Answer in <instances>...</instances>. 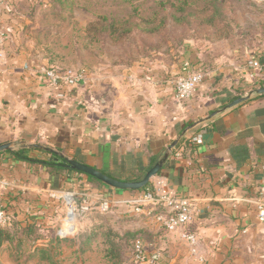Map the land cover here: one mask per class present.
I'll list each match as a JSON object with an SVG mask.
<instances>
[{
  "label": "crops",
  "instance_id": "obj_1",
  "mask_svg": "<svg viewBox=\"0 0 264 264\" xmlns=\"http://www.w3.org/2000/svg\"><path fill=\"white\" fill-rule=\"evenodd\" d=\"M32 4L7 0L0 6V25L8 33L0 45V144H11L0 153L7 226L18 220L46 230L61 227L70 208L77 215L86 198L87 222L103 214L137 232L146 254L158 255L151 263L264 264V220L258 219L264 204V93L250 90L247 65L262 64L264 83V41L191 39L173 61L146 57L129 65L76 69L84 72L83 81L54 89L36 71L48 59L33 37ZM185 62L201 70L203 79L192 99L180 103L172 87ZM237 93L249 97L227 107ZM173 141L148 187L165 180L190 204L188 227L197 235L202 263L177 231H166L155 220L154 204L138 201L145 189H114L67 166L48 170L11 152L27 149L28 157L42 160L60 152L123 180L142 173ZM102 201L108 202L107 211H101Z\"/></svg>",
  "mask_w": 264,
  "mask_h": 264
},
{
  "label": "rangeland",
  "instance_id": "obj_2",
  "mask_svg": "<svg viewBox=\"0 0 264 264\" xmlns=\"http://www.w3.org/2000/svg\"><path fill=\"white\" fill-rule=\"evenodd\" d=\"M31 11L34 40L42 42L40 51L57 69L93 71L146 57L173 61L183 54L185 43L202 37L218 43L264 41V0H41ZM155 27L160 31H148ZM93 215L91 223L88 213L74 215L71 232L65 231L68 215L61 227L47 230L34 224L31 231H24L26 223L16 220L0 244V264H52L36 250L45 244L55 264H107L104 233L108 227L124 230L113 218ZM92 230L96 239L89 250L78 251L76 237L80 240ZM56 235L62 240L49 242ZM119 241L124 262L140 264L131 258V242Z\"/></svg>",
  "mask_w": 264,
  "mask_h": 264
},
{
  "label": "built area",
  "instance_id": "obj_3",
  "mask_svg": "<svg viewBox=\"0 0 264 264\" xmlns=\"http://www.w3.org/2000/svg\"><path fill=\"white\" fill-rule=\"evenodd\" d=\"M41 0H32L33 7L37 6ZM7 0H0V6L5 5ZM8 37L7 30L0 25V45H2ZM247 65L251 68L248 73L251 85L257 86L260 84L262 75V64L256 60L247 61ZM36 71L42 78L46 79L51 87L60 89L62 87L75 86L84 79L82 70L57 69L50 65H41L36 68ZM203 79V73L198 68H192L188 62L183 63L180 71L175 75L173 80V95L180 103H186L192 99L197 88ZM200 138H195V142H199ZM138 201L141 203H149L159 205L161 211L154 213L155 220L166 231H177L180 239L187 245L190 253L196 257L199 263L203 262L202 257L197 255V235L188 227L192 219V207L185 200L176 196L169 184L165 180H158L151 183V187L146 188L140 195ZM82 205L78 207V214H84L90 208L86 198L81 200ZM101 211H107L109 205L107 201H102L99 204ZM140 207H137V210ZM77 210L70 208L68 221L65 226L69 225L71 215H75ZM258 219L264 220V204L258 206ZM10 222V216L6 213L5 208L0 204V227L5 226ZM67 228V230H66ZM66 232L73 230L71 227H66ZM70 230V231H69ZM131 257L135 262H154L158 260V255L155 253L148 256L144 250L143 244L139 238L135 239Z\"/></svg>",
  "mask_w": 264,
  "mask_h": 264
},
{
  "label": "trees",
  "instance_id": "obj_4",
  "mask_svg": "<svg viewBox=\"0 0 264 264\" xmlns=\"http://www.w3.org/2000/svg\"><path fill=\"white\" fill-rule=\"evenodd\" d=\"M48 1L51 3L53 0H48ZM57 1H59V0H57ZM167 1L168 0H166V2ZM182 1H184V0H182ZM183 3H185V2H183ZM170 5L172 6L171 2H170ZM163 6H164V4H163ZM182 6H183V4H182ZM172 8H173V10H175V7H172ZM174 19H177V18H174ZM148 31L149 32H157V31L159 32L160 28L155 27V28L148 29ZM263 86H264V83H262V84L260 83L257 86L252 85L250 90L253 91L256 88L263 87ZM239 95H240V93L235 94L234 98L238 97ZM25 151H27V149L26 150L25 149H18L16 151H11V152L18 159H22V160L29 161L32 163L36 162L40 165L46 166L48 170H55V169L64 167V165L66 164V162L58 154H56L54 152H52L50 154V157H48L45 160H42V159H32V158L28 157L26 155ZM1 152H3V151H0V153ZM156 161H157L156 158L150 159L148 167L142 173L136 174L131 178H124L123 180H138V179H140L143 176V174L145 173V171L149 167H151ZM66 168H68L71 171H76L70 167H66ZM84 175H86V174H84ZM86 176L91 181H94L95 183H101L99 180L95 179L92 176H89V175H86ZM148 186H149V184H147L145 187L141 188L140 190L146 189V187H148ZM153 207L155 208L154 213L161 211V208L159 205H153ZM12 224H13V222L11 223L10 226H12ZM10 226L5 225V226L0 227V244L2 243L3 239H5V233L7 232L6 228L10 227ZM26 226L27 227H24L25 228L24 231L25 230L31 231L32 227L34 226V223H32V224L27 223ZM104 235L106 238L104 239V241H102V244L104 245L103 258L106 260L107 264H126L123 260L122 251H121V241H119V240L123 239L124 241L127 240L128 242H131L130 252L132 253L135 239H137V238L140 239V237L137 236V232L132 231L130 229H124V231L119 232V231L112 229L111 227H108L107 230L105 231ZM80 236L82 237V239H80V240L78 239V236L76 237V242L78 244L77 250L80 252H85L86 250H89L91 243L96 239L95 238V232L92 230V232H89L88 234L80 235ZM6 237H8V236L6 235ZM40 238H41V236H40ZM74 239L75 238H71L69 240L74 241ZM61 240H62V237L56 235L55 237L51 238L49 240V242L54 241L55 243H57L58 241H61ZM64 240H67V239H64ZM47 246H48V244H45L44 247H39L36 250L39 252L40 258H44V259H46V261L52 262V264H55V263H53V256L50 255V248H48Z\"/></svg>",
  "mask_w": 264,
  "mask_h": 264
},
{
  "label": "water",
  "instance_id": "obj_5",
  "mask_svg": "<svg viewBox=\"0 0 264 264\" xmlns=\"http://www.w3.org/2000/svg\"><path fill=\"white\" fill-rule=\"evenodd\" d=\"M254 92L258 94L264 93V86L256 88ZM248 97L249 95L237 97L233 99L230 103H228L227 107H231L238 103H241L245 101ZM176 142L177 141H173L172 143H170L169 146L164 150L162 156L151 167H149L145 171L143 176L138 180L116 179V178L108 176L107 174L103 173L102 171L96 168H93L89 165L78 162L74 159L68 158L67 156H64L60 152H56V154H58L66 162L64 166L70 167L78 172L92 176L95 179L102 182L103 184H105L106 186H109L114 189H120V190H138V189L145 187L150 182V180L160 172L164 162L168 158L170 151L175 146ZM9 149H11L10 143L7 142V143L0 144V151L9 150Z\"/></svg>",
  "mask_w": 264,
  "mask_h": 264
}]
</instances>
